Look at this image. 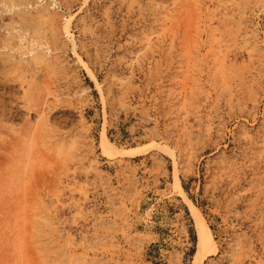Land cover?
<instances>
[{
    "label": "rangeland",
    "instance_id": "rangeland-1",
    "mask_svg": "<svg viewBox=\"0 0 264 264\" xmlns=\"http://www.w3.org/2000/svg\"><path fill=\"white\" fill-rule=\"evenodd\" d=\"M193 206L264 264V0H0V264H194Z\"/></svg>",
    "mask_w": 264,
    "mask_h": 264
},
{
    "label": "bare ground",
    "instance_id": "bare-ground-1",
    "mask_svg": "<svg viewBox=\"0 0 264 264\" xmlns=\"http://www.w3.org/2000/svg\"><path fill=\"white\" fill-rule=\"evenodd\" d=\"M177 185L179 190L182 192L183 190L179 181H177ZM193 210H194V219L198 234V251L195 255L194 264H201L202 258H204L203 257L204 254L211 250L213 244V238L209 228L207 227L205 221L203 220L202 216L200 215L196 207H194Z\"/></svg>",
    "mask_w": 264,
    "mask_h": 264
}]
</instances>
